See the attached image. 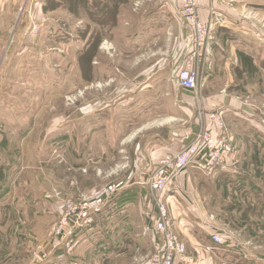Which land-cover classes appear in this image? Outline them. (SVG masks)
<instances>
[{
	"label": "rangeland",
	"instance_id": "rangeland-1",
	"mask_svg": "<svg viewBox=\"0 0 264 264\" xmlns=\"http://www.w3.org/2000/svg\"><path fill=\"white\" fill-rule=\"evenodd\" d=\"M215 4L233 14L225 26L244 23L227 36L256 59H238L222 98L204 97L203 60L196 94L176 84L193 46L178 0H0V264H36L37 248L50 250L41 264H149L144 212L162 157L151 166L142 150H180L205 131L233 148L211 176L189 168L162 198L199 239L169 227L180 264H264V0ZM110 188L72 240L57 236ZM200 216L228 241H206Z\"/></svg>",
	"mask_w": 264,
	"mask_h": 264
},
{
	"label": "built area",
	"instance_id": "built-area-1",
	"mask_svg": "<svg viewBox=\"0 0 264 264\" xmlns=\"http://www.w3.org/2000/svg\"><path fill=\"white\" fill-rule=\"evenodd\" d=\"M208 1L216 3L218 0ZM199 2L200 0H178V16H180L185 29L191 31L187 40H192L193 46L189 58L192 64L177 69L175 79L177 86L190 94H196L199 88L200 72L197 64L202 60L204 62L206 56L210 55L208 46L213 28L225 25L224 19L216 16L213 8H209L210 19L202 21L198 12ZM188 46L189 42L186 47ZM232 148L230 142L214 137L205 131L195 134L191 142L177 152L162 157L159 166L148 181L149 190L152 194L153 210L148 216L143 234L153 238V254L149 264H176L185 253V247L169 231L168 211L162 204V198L168 194L177 178L189 168L196 167L206 176H211L218 167L225 165L232 153ZM114 190V188L106 190L102 194L101 200L93 205L84 203L78 208L76 207L72 213L75 214L77 210V218L65 219L64 228L62 231L60 230L57 236L61 234L63 241L70 238L72 240L75 230L83 228L89 223V211L98 209L97 207L102 203V198H110L115 192ZM153 211H155V215ZM209 236L212 243L216 245L225 244L229 239L221 232H217L216 229H212ZM54 241L56 243L57 240ZM55 243L53 249L59 245ZM69 248L70 245L66 249L70 250ZM36 251L37 253H34L36 264H41L47 260L50 254V250L46 251L41 248H37Z\"/></svg>",
	"mask_w": 264,
	"mask_h": 264
},
{
	"label": "crops",
	"instance_id": "crops-1",
	"mask_svg": "<svg viewBox=\"0 0 264 264\" xmlns=\"http://www.w3.org/2000/svg\"><path fill=\"white\" fill-rule=\"evenodd\" d=\"M209 5H210V2L208 0H200V2H199L198 12H199V15H200V18L202 21H208V19H209V16H210ZM214 7H215L214 11H215L216 16L222 17L223 19L227 18V16L233 17V14L231 12L229 14V12L226 11L227 8H225V6L223 7L222 5L215 4ZM230 22H234V20L231 19ZM230 22H229V25L227 24V26H225V25L215 26V30H213L211 33L210 40H209L210 56L208 58H206L205 61L203 62L204 63L203 67H202L203 73L201 74V77H203L202 83H201V88H202V90L204 89L203 90L204 91L203 92L204 97L222 98V97L228 96L227 90L232 86L231 70L232 69L235 70L236 74H238V71H237L238 59L241 58L242 60L246 61L250 65H253V66L256 65L255 64L256 59H254V57L251 56L250 54H248V52H246V51H244L245 54L244 53L242 54L240 49H238V51H237V48H234L232 46L234 43L231 42V39H229V36H227V34H231V32L240 31L244 27V23L241 22V23H239V25H237V24L236 25H230ZM230 29H232L233 31L230 32ZM246 54L249 56H247ZM258 73H259V71H258ZM260 78H262L261 75H260ZM234 79L236 80L237 77H235ZM257 82L259 84V81H257ZM229 83H231V84H229ZM185 93H187V92H185ZM214 132H215V130H214ZM144 148L145 149H144V151L142 150V154H141V148H139L137 150V152L140 153L142 159L145 162H149L151 166H153V164H155L157 162V160L159 158L163 157L164 155L173 154V153L178 151V150H175L174 147L169 146V144L166 145L165 143H161L160 141L151 142L150 140L148 141L147 144H145ZM174 193L179 194L176 191ZM143 195H144V192H142V194H141L142 203L144 204L145 203L144 198H146V201H147V195H144V196ZM122 202L124 204L126 203L125 200H122ZM148 204L149 203H147V205ZM175 205H176V203H175ZM175 205L173 204V206H171V210H172L173 215L171 216L170 215L171 213L169 214L168 225H170L171 217H172V218H174L173 224L175 227H177L178 230L173 229L171 227V225L169 226L170 229L173 231V233L178 234V236L180 237V240L182 237H186V236L193 238L194 241L196 242V244L200 247L199 241H197L199 239L194 236L195 231L193 232L192 229L187 227L190 223L186 220V218H184V216L179 215V213H177L175 215L176 209L179 208L178 205H176V206ZM146 209L147 210H145L144 213H145V220L147 223L148 216L151 214V211L153 210L151 202H150V205H148L146 207ZM205 221H207V223ZM194 223H197V226L202 230V232L204 231L208 235V233H209L208 230L210 228L209 226L211 224L209 222V220H206L205 218L203 220V217H201L199 221L194 222ZM203 223L207 224L205 228L202 227ZM212 229H214V228H212ZM210 231H212V230H210ZM179 232L181 233V235H179L180 234ZM191 233L193 234V236H189V235H191ZM210 233H209V235H210ZM178 236H176V237L179 239ZM147 237H149L151 239L152 246H153L152 236L149 235ZM128 239L129 238H127L126 241H128ZM206 241H210L209 236H207ZM196 244H195V247L197 248V251L203 252V249L198 248V246H196ZM115 247H116V245H115ZM115 247H114V249L111 248L112 252L117 251ZM59 254L62 255L63 253L60 252ZM75 255H76L75 258L77 259V261L81 260V256L77 257L78 255L76 254V252H75ZM113 256H114V254H113ZM57 257H62V256L58 255ZM182 262H184V260L181 259L176 264H180Z\"/></svg>",
	"mask_w": 264,
	"mask_h": 264
},
{
	"label": "trees",
	"instance_id": "trees-1",
	"mask_svg": "<svg viewBox=\"0 0 264 264\" xmlns=\"http://www.w3.org/2000/svg\"><path fill=\"white\" fill-rule=\"evenodd\" d=\"M126 200H128V199H126Z\"/></svg>",
	"mask_w": 264,
	"mask_h": 264
}]
</instances>
